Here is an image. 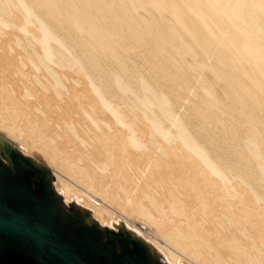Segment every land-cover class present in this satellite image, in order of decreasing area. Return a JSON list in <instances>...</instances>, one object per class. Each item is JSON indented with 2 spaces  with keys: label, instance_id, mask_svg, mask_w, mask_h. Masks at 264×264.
<instances>
[{
  "label": "bare ground",
  "instance_id": "6f19581e",
  "mask_svg": "<svg viewBox=\"0 0 264 264\" xmlns=\"http://www.w3.org/2000/svg\"><path fill=\"white\" fill-rule=\"evenodd\" d=\"M0 136L165 264H264V0H0Z\"/></svg>",
  "mask_w": 264,
  "mask_h": 264
},
{
  "label": "water",
  "instance_id": "95a60500",
  "mask_svg": "<svg viewBox=\"0 0 264 264\" xmlns=\"http://www.w3.org/2000/svg\"><path fill=\"white\" fill-rule=\"evenodd\" d=\"M0 264H165L122 225L102 227L91 211L67 206L48 168L0 136Z\"/></svg>",
  "mask_w": 264,
  "mask_h": 264
}]
</instances>
